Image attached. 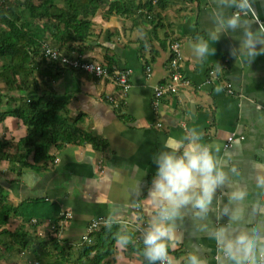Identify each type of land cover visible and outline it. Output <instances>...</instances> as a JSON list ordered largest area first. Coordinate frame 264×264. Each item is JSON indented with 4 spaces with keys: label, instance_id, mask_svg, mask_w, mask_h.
Here are the masks:
<instances>
[{
    "label": "crops",
    "instance_id": "crops-1",
    "mask_svg": "<svg viewBox=\"0 0 264 264\" xmlns=\"http://www.w3.org/2000/svg\"><path fill=\"white\" fill-rule=\"evenodd\" d=\"M115 1L121 3L119 11L110 10ZM147 1L107 0L91 18V35L81 42L82 52L58 44L47 31V42L67 55L128 70L130 88L41 59L27 81L32 94L37 80L41 94L67 102L70 118H79L78 127L96 136L100 147L88 142L52 146L53 158L44 161L39 171L24 168L18 161L0 160V204L45 199L58 207L57 220L32 223L11 216L0 225V232L23 228L30 235L43 237L57 225L55 234L72 246L74 254L65 264L78 260L82 236L93 219H107L135 236L140 233L141 225H147L156 211L148 196L156 168L153 154L168 137H180L190 128L203 133L202 140L216 150L229 177L217 189L204 222L210 228L226 225L232 232L252 231L264 244V53L250 61L232 55V48L240 43V30L222 32L218 41L211 42L216 51L204 59L195 56L189 46L229 17H239L242 28L263 33L258 21L264 24V0H248L250 10L239 15L240 0H152L148 8L144 7ZM33 23L43 26L44 20ZM174 42L180 43L179 67L187 83L166 94L156 106L155 88L169 80ZM0 87H6L4 81ZM10 93L15 97L13 104L24 95L15 90ZM25 134L26 126L19 117L9 115L0 121V139L16 143ZM237 190L243 197L233 200ZM225 208H239L243 218L230 222ZM68 212L71 217H66ZM198 222L193 209L184 210L177 220L179 239L170 252L180 264L193 250L206 264H219L218 244L197 229ZM133 243V236L126 247L115 243L105 264H147L141 252L129 249ZM19 246L1 232L0 264L59 261L56 250L36 259L31 251H19Z\"/></svg>",
    "mask_w": 264,
    "mask_h": 264
},
{
    "label": "trees",
    "instance_id": "trees-1",
    "mask_svg": "<svg viewBox=\"0 0 264 264\" xmlns=\"http://www.w3.org/2000/svg\"><path fill=\"white\" fill-rule=\"evenodd\" d=\"M3 1L0 6V81H4L6 87H0V121L9 115L19 117L26 126V134L16 143L0 139V160L18 161L24 168L39 171L43 169L44 161L53 158L50 153L52 146L60 148L68 143L88 142L100 147L101 141L96 136L78 127L79 118H70L67 102L51 94H41L37 80L34 81L32 94L27 81L36 66H40L38 59L47 60L42 51L43 42H47V31L58 44L82 52L81 42L87 41L91 35V18L107 0ZM151 2L147 1L144 7L148 8ZM120 5L119 1L111 2L110 10L119 11ZM34 20H44L43 26L36 25ZM33 62L34 66L31 67ZM12 90L24 92L21 100L14 104L15 97L10 93ZM4 148L14 149L9 152ZM11 216H21L27 221L33 218L39 222L47 218L57 220L58 207L45 199L0 204V225L5 224ZM57 231L56 225L53 232L43 237L30 235L23 228L13 232L3 229L1 232L8 234L12 242L19 243V251H31L38 259L40 254L49 255L56 250L59 258L56 264H65L74 254L72 246L55 234ZM121 232L120 226L115 223L102 226L92 233L91 242H82L79 258H75L73 264H105L106 258L114 250L116 236ZM129 234L134 239L129 249L142 253L143 243L136 241L132 232Z\"/></svg>",
    "mask_w": 264,
    "mask_h": 264
},
{
    "label": "clouds",
    "instance_id": "clouds-1",
    "mask_svg": "<svg viewBox=\"0 0 264 264\" xmlns=\"http://www.w3.org/2000/svg\"><path fill=\"white\" fill-rule=\"evenodd\" d=\"M248 6L247 0H240L239 7ZM239 17H229L218 27L209 29L207 36H199L189 46L193 54L201 59L207 57L216 48L211 42L218 41L222 32L240 30L237 38L240 43L233 47L231 54L243 56L250 61L264 53V33L242 28ZM203 133L190 128L180 137H168L163 147L153 154L156 165L148 196L156 206L155 213L142 232V253L147 264H180L170 248L178 242L177 220L182 218L184 210H194L198 230L211 235L218 244L219 264H264V244L257 234L249 230L232 232L226 225L210 228L204 222L212 207L218 188L228 181V172L213 146L202 140ZM243 192L233 193V200H240ZM224 214L230 222L240 221L239 208H225ZM132 240L127 232L118 233L116 243L126 247ZM184 264H206L198 251H190L184 258Z\"/></svg>",
    "mask_w": 264,
    "mask_h": 264
},
{
    "label": "built area",
    "instance_id": "built-area-1",
    "mask_svg": "<svg viewBox=\"0 0 264 264\" xmlns=\"http://www.w3.org/2000/svg\"><path fill=\"white\" fill-rule=\"evenodd\" d=\"M4 1L0 0V6L3 5ZM248 3V0H247ZM245 10H250V5L248 3V6L245 8H242L237 12V15H239L241 12H245ZM263 33H264V24L261 21H258ZM42 51L46 56V59L48 62H55L63 64L67 67L78 69L81 71H84L86 73H90L94 75L97 78L101 79H107L115 84H117L120 87H123L124 89H128L131 87L130 84V78H129V71L128 70H119L116 68H111L107 64L89 60L81 55H75L70 56L61 51L60 48L55 47L51 45L48 42H44L42 44ZM171 58H170V74H169V80L165 83L159 84L155 88V105L160 106L161 99L168 93H175L177 92L179 86L181 83H187V80L183 77L182 73L180 72V62L182 59L181 49H180V43L174 42L171 46ZM110 100H113V97L108 96ZM158 125H161V123H158ZM233 140V137L229 138V141L231 142ZM71 213H66V217H71ZM32 223L38 222L37 219L33 218L31 219ZM109 223L107 219L102 218H96L93 219L90 224L87 227L86 232L82 236V240L85 242H91L92 241V233L95 231H98L102 226ZM144 227H146V224L141 225L140 233L136 236V241L142 243V232ZM56 228V226L53 227V230ZM52 230V231H53ZM35 264H42L40 261H36Z\"/></svg>",
    "mask_w": 264,
    "mask_h": 264
}]
</instances>
